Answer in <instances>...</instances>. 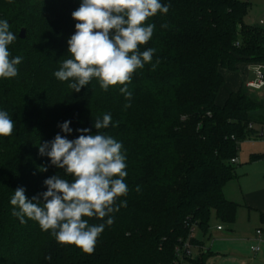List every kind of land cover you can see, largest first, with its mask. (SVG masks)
<instances>
[{
  "label": "trees",
  "instance_id": "16d2710c",
  "mask_svg": "<svg viewBox=\"0 0 264 264\" xmlns=\"http://www.w3.org/2000/svg\"><path fill=\"white\" fill-rule=\"evenodd\" d=\"M19 1L17 19L23 20L27 36L18 34L19 41L8 50L10 58L22 61L17 76L0 78V111L14 122L12 135L0 136V264H171L177 260L176 248L186 241L201 249L196 231L206 235L213 216L232 225L239 204L225 196L224 187L239 177L240 164L232 158L254 133L249 125L260 105L242 90L230 93L223 105L217 97L225 83L222 69L264 63V28L246 22L249 3L160 0L170 5L169 11L146 21L145 26L155 28L139 51L155 52L133 74L128 100L119 90L123 85L104 91L93 78L77 93L68 87L71 80L54 76L72 58L68 40L78 22L72 13L82 0L49 6L46 0ZM3 12L0 20L8 22ZM45 13L54 15V24H47ZM105 114L112 122L95 129ZM65 121L71 133L61 130ZM78 129L120 142L127 165L128 193L116 204L127 203L110 214L113 223H106L108 217H84L89 226L105 225L91 254L59 244L51 231H42L27 217L22 224L10 204L18 188L31 201L47 191L46 179L73 180L41 155L39 146L50 144L58 133L75 140L82 134ZM210 252L201 249L185 260L205 264Z\"/></svg>",
  "mask_w": 264,
  "mask_h": 264
},
{
  "label": "clouds",
  "instance_id": "9594fccd",
  "mask_svg": "<svg viewBox=\"0 0 264 264\" xmlns=\"http://www.w3.org/2000/svg\"><path fill=\"white\" fill-rule=\"evenodd\" d=\"M169 7L160 0H82L72 13L73 19L78 21L75 33L68 40V53L72 58L64 60L54 76L60 81L71 80L68 87L77 93L93 78L98 79L104 91L123 85L119 90L130 100L132 93L127 85L137 69L151 62L155 52L152 48L139 51V46L152 38L155 28L151 23L145 26L146 21L158 12L167 14ZM9 27L6 20L0 21V78L17 76V65L22 61L19 56L10 58L8 46L16 40V35ZM111 122V115L105 114L102 120L95 121L94 128L106 129ZM69 124L70 121H65L60 125L64 133L72 132ZM13 130L14 122L9 114L0 111V136H11ZM77 131L82 134L75 140L58 133L50 144L45 142L39 146V153L47 155L52 165L63 169L73 180L54 175L44 181L47 191L32 197L31 201L25 189L18 188L10 204L12 215L22 224L27 217L38 222L42 231H51L59 244L75 245L91 254L105 225L89 226L84 217H108L106 223L111 225L110 214L126 207V201L116 204L118 197L128 193L126 156L122 144L114 138L99 131L95 135H84L89 129Z\"/></svg>",
  "mask_w": 264,
  "mask_h": 264
},
{
  "label": "crops",
  "instance_id": "0c3cea01",
  "mask_svg": "<svg viewBox=\"0 0 264 264\" xmlns=\"http://www.w3.org/2000/svg\"><path fill=\"white\" fill-rule=\"evenodd\" d=\"M246 22L248 24L264 28L259 25L264 22V17L263 19H256L254 24L250 22L247 15ZM254 64L255 63H243L236 71L222 69V73L225 76V83L217 97L218 104L223 105L230 93L242 90L245 94L259 103L260 106L252 112V125L254 130L253 137L255 138L249 142L251 143L249 151L245 157H243L245 161L248 160L246 161V171L244 176H251L252 187H246L244 178H240L239 180L240 188L238 191L234 188L235 184H232V186L230 185V182H233L235 179L229 181L225 185V196L228 199L237 202L239 204V208L236 220L232 224V230L228 234H219V236L228 239L229 241H235V244L232 243L233 245L241 243L243 241L242 238H245L247 242L252 243L250 244V250L252 252L257 254L263 251V254L258 258V260H256V262H259L258 264H264V86L260 89L247 86V82L256 77V73L253 69ZM241 150L242 147L240 145V151ZM240 151L238 155L239 164H241ZM236 179H239V177ZM243 218L248 219L247 223L242 221ZM219 225L222 226V229H218ZM219 225H217V230L224 231L223 225ZM258 229L262 230L261 241L256 238V231ZM232 244L229 243L226 246H233ZM255 244H258L260 247V250L257 252L252 250V246ZM201 249L207 250L205 249L203 242ZM201 249L195 246V254L197 255Z\"/></svg>",
  "mask_w": 264,
  "mask_h": 264
},
{
  "label": "rangeland",
  "instance_id": "374dc122",
  "mask_svg": "<svg viewBox=\"0 0 264 264\" xmlns=\"http://www.w3.org/2000/svg\"><path fill=\"white\" fill-rule=\"evenodd\" d=\"M64 0H46V4L48 6L52 4L53 2H63ZM249 3V12H248V19L251 23H254L256 19H263L264 17V0H245ZM20 1L18 0H0V10H4L2 18H5L8 20V23L10 25L9 31L14 33L16 35V40L13 41V44H16L19 41L18 34L20 33V30L22 27L25 26L23 24L22 19H17L20 11ZM54 15H47L44 14V19L47 22L48 25L54 24L52 22ZM1 19V17H0ZM1 21V20H0ZM255 24V23H254ZM260 26L264 27V22L259 24ZM11 43V44H12ZM252 134L250 137H248L246 140H244L241 143L242 150L240 151V165L237 167V173L239 175V179H233V182H230L231 186L232 184H235V187H233L238 191L240 188L239 180L240 178H244L246 182V187L251 188L252 187V180L251 176L248 177L244 176V173L246 171V161L243 157L247 154L249 151L250 141H252L255 137ZM235 192V191H234ZM242 221H245L247 223L248 219L243 218ZM222 224L224 227V231H218L217 225ZM233 228V225L224 224L220 222L216 216L212 217L210 228L205 235L201 231H196V237H198L204 244L205 249L210 250L212 252L209 253V256L206 257V263L205 264H258L259 262H256L258 258L263 254V251L255 254L250 250V242H247L245 238H242V242L235 244V241H229L228 239H225L223 237H220L219 234H228ZM256 231V230H255ZM246 233V231H245ZM256 242V241H255ZM229 243H233V246H226ZM258 245V244H255ZM254 245V246H255ZM195 249V248H194ZM214 254V255H212ZM263 264V263H262Z\"/></svg>",
  "mask_w": 264,
  "mask_h": 264
},
{
  "label": "built area",
  "instance_id": "2783aa9c",
  "mask_svg": "<svg viewBox=\"0 0 264 264\" xmlns=\"http://www.w3.org/2000/svg\"><path fill=\"white\" fill-rule=\"evenodd\" d=\"M253 69L256 73V77L253 80L247 82V86L251 88L260 89L264 86V63H255L253 65ZM249 128H253V125L250 124ZM233 163H238V158H232ZM218 229H222V226L219 225ZM194 236V234H192ZM256 238L261 241L262 238V230L258 229L256 231ZM195 246H193L189 241H186L184 244L178 246L176 248L177 252V260L171 264H187L185 258L189 257L192 258L195 256L194 251ZM252 250L257 252L260 250L259 245L252 246Z\"/></svg>",
  "mask_w": 264,
  "mask_h": 264
},
{
  "label": "water",
  "instance_id": "95a60500",
  "mask_svg": "<svg viewBox=\"0 0 264 264\" xmlns=\"http://www.w3.org/2000/svg\"><path fill=\"white\" fill-rule=\"evenodd\" d=\"M27 36V30L25 27H22L21 30H20V33H19V37L22 38V39H25Z\"/></svg>",
  "mask_w": 264,
  "mask_h": 264
}]
</instances>
